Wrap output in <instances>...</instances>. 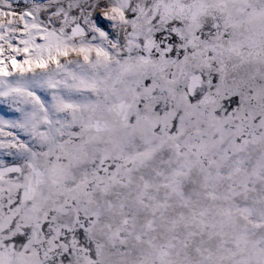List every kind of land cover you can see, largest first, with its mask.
I'll use <instances>...</instances> for the list:
<instances>
[{"label":"snow or ice","instance_id":"obj_1","mask_svg":"<svg viewBox=\"0 0 264 264\" xmlns=\"http://www.w3.org/2000/svg\"><path fill=\"white\" fill-rule=\"evenodd\" d=\"M0 264H264V0H0Z\"/></svg>","mask_w":264,"mask_h":264}]
</instances>
